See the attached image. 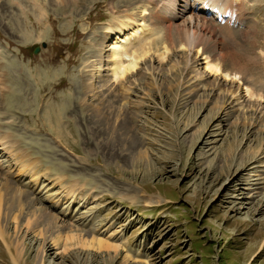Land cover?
<instances>
[{
	"label": "rangeland",
	"instance_id": "374dc122",
	"mask_svg": "<svg viewBox=\"0 0 264 264\" xmlns=\"http://www.w3.org/2000/svg\"><path fill=\"white\" fill-rule=\"evenodd\" d=\"M18 1L24 9L11 0H0V47L15 60L10 67L12 131L32 156H42L43 173L61 171L64 184L75 185L78 193L77 198L65 200L61 184L41 179L33 186L25 176H14V184L33 200L25 203L24 214L27 208L43 209L41 218L48 217L45 211L54 213L62 222L59 232L68 230L63 225L71 223L74 232L100 228L107 234L105 228L111 225L116 232L111 241L123 246L113 258L107 250L80 249L72 238L57 255L49 240L54 236L52 224L46 226L41 220L37 228L46 232L45 238L23 227L19 234L26 244L25 263L32 262L44 240L51 250L49 264H120L126 254L128 264H264V139L255 138L259 130L264 136V130L231 123L225 111L218 112L211 102L194 105L192 95L183 88L175 85L168 92L158 78L160 92L146 99L132 125L136 132L131 139L147 148L148 157L134 159L123 136L114 138L102 120L90 114L91 108L80 110L76 101L78 69L91 48L90 40L97 39L111 22L112 7L125 2L82 0L67 17L42 0L47 3V18L40 22L30 1L27 12L26 0ZM187 2L198 11L193 0ZM250 5L257 30L263 34L264 0ZM149 7L145 17L154 21L156 10ZM26 22L37 32L29 40L23 35ZM156 38L155 34L151 47L162 46ZM257 44L263 45L264 38ZM250 54L245 49L234 56L257 79L263 78L259 64L248 61ZM53 56L54 65L42 67ZM141 87H136L137 97L144 95ZM69 92L73 95L66 99ZM198 96L210 98L211 94ZM60 106L68 108V115L59 112ZM225 152L231 155L226 162ZM137 191L139 195L132 199ZM147 196L159 203L146 202ZM8 232L11 239L10 223ZM0 264H14L1 238Z\"/></svg>",
	"mask_w": 264,
	"mask_h": 264
},
{
	"label": "bare ground",
	"instance_id": "6f19581e",
	"mask_svg": "<svg viewBox=\"0 0 264 264\" xmlns=\"http://www.w3.org/2000/svg\"><path fill=\"white\" fill-rule=\"evenodd\" d=\"M11 1L24 9L18 0ZM28 1L40 22L44 17L47 18L45 1L26 0V12L29 10ZM49 1L61 14L70 17V8L75 9L82 0L47 2ZM121 1L125 3L112 7L113 18L102 29V34L97 39L90 40L91 48L78 69L80 83L76 101L80 110L91 108L90 114L102 120L105 129L114 138L118 134L123 136L131 157H148L147 148H142L131 139L136 132L132 125L136 123L137 110L142 108L146 99L152 93L160 92L162 87L158 78L162 80L161 83L166 84L168 92L175 85L183 88L187 95H192L194 105L200 107L201 101L211 102L218 112L225 111L231 123H242L264 130V44L257 46V40L264 38V33L257 30L255 12L250 5L253 0H193L199 5L197 12H194L193 6L187 0ZM150 5L156 10L154 21L145 17ZM199 18L200 24L196 23ZM46 22L49 23L47 19ZM33 28V25L27 26L26 22V32L23 33L26 40L37 35ZM148 33L150 36H147ZM155 34L161 40V47H151ZM245 49L251 52L247 56L248 61L259 64L263 78L257 79L234 56ZM55 58L53 56L45 60L42 67H52ZM14 62L9 53L0 47V238L11 260L14 264H18V260L27 264L26 244L24 237L20 238L19 234L23 227L34 232L35 237L45 238L46 232L37 228L41 220L48 223L46 226L52 224L51 232L54 231V236L49 240L57 255L67 249V239L75 238L74 246L83 250H107L112 252L114 258L123 246L111 241L116 234L111 231V225L105 228L107 234L100 232V228L74 232L71 223L63 225L68 230L59 232L62 222L54 213L45 211L44 214H48V217L41 218L43 209L37 208L36 212V209L27 208L28 211L24 214L25 203L30 204L33 200L26 195L25 190L14 184V176H25L33 186L39 185L41 179L61 184L65 200L77 198L78 193L75 185L64 184L61 171L54 170V175L43 173L42 156H32L12 131L14 77L10 67ZM46 72L47 70H41L42 74ZM140 84L144 95L137 97L136 87ZM204 91L210 92L211 97L200 98L198 94L206 93ZM71 95V92L67 93L66 99ZM28 100V104L32 105V100ZM58 110L68 115V108L60 106ZM262 134L259 130L255 135L256 140L264 139ZM260 148L259 146L257 152ZM225 155V162L229 161L230 152H225ZM2 158L6 160L5 165ZM138 195L139 191L135 192L132 199ZM140 196L145 197L143 194ZM151 198L147 196L145 201L159 203L151 201ZM9 223L14 229L11 239ZM88 232L90 236L86 235ZM256 239L258 235L254 241ZM61 245L65 246L63 250ZM49 251L43 240L30 264H49L51 261H47V257L51 256V250ZM129 259L128 254L124 255L120 264H128Z\"/></svg>",
	"mask_w": 264,
	"mask_h": 264
},
{
	"label": "water",
	"instance_id": "95a60500",
	"mask_svg": "<svg viewBox=\"0 0 264 264\" xmlns=\"http://www.w3.org/2000/svg\"><path fill=\"white\" fill-rule=\"evenodd\" d=\"M43 46H44V45H43ZM38 50H39V47L36 46L35 49H34V52L36 53V52H38Z\"/></svg>",
	"mask_w": 264,
	"mask_h": 264
}]
</instances>
